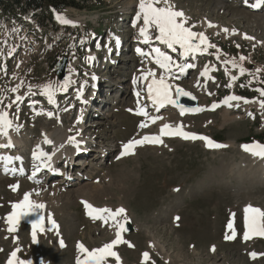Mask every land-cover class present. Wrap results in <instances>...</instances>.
<instances>
[{"label": "rangeland", "instance_id": "1", "mask_svg": "<svg viewBox=\"0 0 264 264\" xmlns=\"http://www.w3.org/2000/svg\"><path fill=\"white\" fill-rule=\"evenodd\" d=\"M220 1L170 0L185 13L186 27L192 31H203L204 20L223 29L217 33L206 28L209 42L216 46L207 52L190 53L183 59L167 50L176 64L193 65L171 78L198 98L199 111L179 117L163 109L158 124L152 126L146 122L151 104L143 97L140 80L143 72L154 67L150 47L163 46L165 51V46L155 39L150 47L140 45L143 21L135 19L139 0H84L79 9L66 8L53 20L40 16L38 21L25 15L27 20L15 22L7 13L9 4L7 10L0 7V111L13 118L14 127L8 134L20 136L21 146L16 149H25L28 155L30 144L38 138L51 141L48 148L53 150L48 135L56 128L68 135L69 142L76 135L82 138L72 145L79 151L70 148L73 152L66 159H55L58 171L52 178L32 182L26 176L29 171L9 177L1 174L0 167V264H6L17 248L19 260L31 264H77L82 255L78 243L89 250L109 243L116 229L111 221L105 225L93 220L85 201L95 208L126 210L133 230L122 233V238L134 247L121 243L113 249L121 264H264V237L245 241L242 228L246 206L264 210V169L254 167L258 163L251 154L243 157L245 143L264 142V108L260 104L264 96L256 86L264 84V21L249 17L264 12V2L256 6L254 1L259 0ZM57 17L71 23H61ZM224 29L234 31L233 35ZM155 34L150 30V35ZM137 47L147 55L138 53ZM63 57L68 77L60 83L53 65ZM204 61L217 70L205 81L193 74ZM226 61H235L237 67ZM240 68L245 71L241 73ZM67 84L62 90L61 85ZM45 85H52L54 103L43 93ZM243 93L250 95L245 98ZM223 95L241 99L210 110L213 101ZM18 96L20 100H16ZM141 109L149 116L140 114ZM224 111L242 118L224 125ZM141 124L148 126L142 128ZM164 124L210 135L223 147L161 137V144L146 143L136 146L134 154L120 155L123 143L145 134L159 135ZM229 141L234 143L229 145ZM16 185L20 192L18 188L13 191ZM88 187L96 188L92 199L78 196V189ZM34 189L43 190L37 198L45 205V214H41L44 231L37 232V243L30 240L32 228L27 218L15 233L7 231L3 220L11 205ZM49 214L57 227H52ZM230 222L236 237L226 240L232 234ZM14 237L18 238L15 242ZM152 241L161 245L167 258L148 248ZM145 252L150 257L147 261L142 255ZM253 252L258 254L255 259L250 256ZM107 264L116 261L109 258Z\"/></svg>", "mask_w": 264, "mask_h": 264}, {"label": "snow or ice", "instance_id": "2", "mask_svg": "<svg viewBox=\"0 0 264 264\" xmlns=\"http://www.w3.org/2000/svg\"><path fill=\"white\" fill-rule=\"evenodd\" d=\"M61 23H71L64 19L63 17H57ZM136 21H143L142 26L139 28V35L143 37V43L147 44L150 40L153 39V36L150 35V30L155 31L154 39L159 41L160 44L165 45L168 49H171L173 52L176 51V46H179L183 51L181 52L182 56H187L190 53L196 52H207L209 48H215L214 44H211L208 40V37L204 35V33H196L191 30L190 27H186L187 20L184 18V13L179 10H175L174 5L171 4L170 0H139L138 3V12L135 17ZM194 27V26H193ZM209 27H212L209 24ZM223 31L227 32V29ZM245 39H252L251 37H244ZM198 43H193V41H197ZM203 46V47H202ZM239 47V46H238ZM137 52L142 56L147 55L141 49H137ZM152 53L155 54L154 62L161 69H163L166 73L170 72L173 66L179 67L181 71H184L185 67H193V65L181 66L176 65V62L173 58L161 51L160 48H152ZM245 57L241 56L240 60L243 61ZM226 63H231L233 67H237L235 61H226ZM241 73L245 71V69L240 68ZM257 72L260 69L256 70ZM204 72L202 75H206ZM149 77L152 79L147 84V93L149 98L153 101L154 104L162 107L165 104L178 105L177 99L173 98L172 88L173 86L167 83V77L165 75H160L159 79L156 78V72L154 70H148L142 74V80H148ZM233 80L236 79L235 76L232 77ZM19 86H17L18 88ZM66 87V85H61V88ZM17 88H12V92H16ZM52 85H45L43 88V93L49 97V100L52 99ZM260 95L264 96V89L259 90ZM175 93L177 97L185 96L188 97L191 94L184 91L183 89L176 87ZM139 95V93H137ZM194 99V97H192ZM21 97H16V100H20ZM241 97L238 96H230L226 98L225 103L231 100H240ZM245 103L249 101L245 100ZM261 107L264 108V101L260 102ZM181 108V114L183 115L186 111H199V109L189 110L184 109L182 105H178ZM219 105H213V109L218 107ZM11 107V105H8ZM140 114L147 116L148 113L141 109ZM157 119L160 117H150L151 123H155ZM147 124H141L140 127H147ZM12 127V121L8 119V113L5 111H0V135L7 136L8 129ZM169 135V136H181L183 139H201L207 142L208 147H223V145L214 144L207 137L198 136L194 133H187L182 130L181 125H177L173 128L172 125L164 124L160 129V135L155 136H144L140 140H132L123 146V152L121 155L134 154L133 149L138 145H143L144 143H153V144H161L163 143L161 136ZM47 143H51V141H45ZM10 146V145H7ZM245 151L252 153L253 155H258L260 157H264V145L254 143L252 145L243 146ZM45 155L44 153H40V156ZM39 159V156L36 157ZM50 159V157H49ZM13 191L18 188V185L12 186ZM39 194V193H37ZM31 194L25 193L23 199L17 203H13L11 205L12 212L9 213L5 217V223L8 225L7 231L9 233H15L18 231V226L22 220L33 215V213L38 212L45 208L43 203H36L30 199ZM85 208L88 210V215L93 220H101L103 224L107 225L109 222H112V227L116 229L115 231V239L111 240L109 243L104 244L99 248H95L89 250L82 243H78L77 247L79 252L82 254L83 258H77V264H107L109 258H114L116 264H121V259L119 254L113 249L121 244L127 243L129 247H134L130 242L123 240L122 233L127 231V227L125 226L127 223L126 210L124 208H118L113 211L110 208H95L93 205L88 202H83ZM244 240L247 241L251 239L253 236L264 237V210L248 205L244 208ZM233 215V219L235 214ZM121 218V219H118ZM179 219V218H177ZM49 222L52 227H57L56 222L51 219L49 216ZM44 217L42 215H38L36 219L31 221V237L33 243H37V232L44 231ZM228 228L232 230L231 235H226V240H232L236 237V232L233 227V223L230 222ZM7 238V237H6ZM14 242L18 239L16 237L13 238ZM61 247H64L63 240L60 241ZM213 251L215 248L213 247ZM2 251V249H0ZM20 251L19 248L13 250L10 253L9 259L6 264H31L30 261H22L17 258V253ZM144 261L150 259L148 253H143ZM257 253H250V256L255 259L257 257ZM264 255V254H261Z\"/></svg>", "mask_w": 264, "mask_h": 264}, {"label": "bare ground", "instance_id": "3", "mask_svg": "<svg viewBox=\"0 0 264 264\" xmlns=\"http://www.w3.org/2000/svg\"><path fill=\"white\" fill-rule=\"evenodd\" d=\"M222 1V0H221ZM220 1V2H221ZM224 3V2H223ZM171 4L172 5H174V3H172L171 2ZM204 5V4H203ZM216 6V5H215ZM174 8H175V10H177V8L175 7V5H174ZM223 8V7H222ZM232 10V9H231ZM235 10V9H234ZM264 10V9H263ZM260 11H262V10H260ZM120 17H124L123 15H120ZM249 17H251V18H253L254 20H258V21H264V12H262L261 14L259 13H257V14H249ZM184 18H185V13H184ZM247 18V17H246ZM205 22H203L202 24H201V26H202V30L203 31H201V32H199V33H204V35L206 36V34H205V32L204 31H206V28H208L209 30H213V31H215V32H217V33H219V31L220 30H222L223 28L220 26V24L218 25V23H215V22H209V21H206V20H204ZM209 24H211L212 25V27H209ZM258 24H259V22H258ZM257 24V25H258ZM186 26V25H185ZM260 26V25H259ZM232 30V29H231ZM262 30V29H261ZM193 32H196V31H193ZM221 32V31H220ZM234 32V31H233ZM232 32V33H233ZM226 33H228V34H230V35H233L231 32H230V30H228ZM243 36V35H242ZM140 42H142L143 43V37H140L139 38V43ZM193 43H198V40L197 41H193ZM165 46V45H164ZM203 47V46H202ZM142 48V47H141ZM140 48V49H141ZM164 48H166V46L164 47ZM160 49H161V51H162V49H163V46H161L160 47ZM177 50V49H176ZM207 51H209V50H207ZM204 54V53H203ZM197 55V54H196ZM188 56V55H187ZM154 57H155V54H153V55H151V57L150 58H152L151 59V64L154 62ZM188 58V57H187ZM148 65H150L148 62H146V65H145V67H149ZM181 66H185V65H181ZM157 67L159 68V69H157ZM146 69V68H145ZM150 69L151 70H154L155 72H156V74H158V75H165V76H170L171 77V75H173L174 77H178L179 75H180V68H172L171 70H172V72L173 73H170V72H168V73H166L163 69H161L159 66H156V67H150ZM149 69V70H150ZM157 71H159L160 73H157ZM197 81V80H196ZM172 86H173V88H172V93H173V96H175V90H174V87L176 86V84H174V83H172ZM179 86V85H178ZM178 86H176V87H178ZM193 86H194V84H193ZM192 86V87H193ZM79 98H81V97H79ZM83 98V97H82ZM110 100V99H109ZM147 101H148V99H147ZM149 102V101H148ZM150 103V102H149ZM151 104V103H150ZM214 104V103H213ZM252 104V102H250L249 103V106ZM219 105V104H218ZM248 107V106H247ZM102 111V110H101ZM150 112H151V114H150V116H149V114H148V116H149V118H148V121H146L147 122V124H149L150 126H152L153 124H158L157 122H159V119H157L156 120V122L155 123H151V120H150V117H153V116H155V117H161L162 116V111H155L154 110V108H151V106H150ZM188 115V114H187ZM180 117V116H179ZM240 118H242V116H240V115H236V116H231L227 111H224L223 112V124L224 125H226V124H228V123H233L234 121L236 122L237 120H239ZM11 120V119H10ZM12 121V120H11ZM163 125H161L160 126V129H161V127H162ZM172 126H174V127H176L177 125H172ZM12 127H14V123H13V121H12ZM183 130H186V129H184L183 128ZM194 133H197V132H194ZM159 135H160V133H159ZM49 136V138L50 139H52L53 140V144H54V147H53V153H51V152H49L48 153V155H49V157H50V159H48L49 161H46V164L47 165H50L51 163H52V161H51V159L52 160H54L55 158L56 159H66L68 156H69V154H71V152H75L78 148L76 147V148H74V147H72V145H73V141H75V142H77V141H80L82 138L80 137L79 139L77 138V135L76 136H74L73 137V140L71 141V142H69L68 141V135L66 134V133H64L63 131H61V130H59L58 128H56L54 131H52V133L51 134H49L48 135ZM161 137H167V136H161ZM137 138V137H136ZM136 138H134V139H136ZM163 138H162V140H163ZM167 138H171V139H175V138H177V139H182V140H184L183 138H179V137H175V136H172V137H167ZM5 140H10L11 142L10 143H13L14 144V148L13 149H16V148H18L16 145H20L21 146V138H20V136H14V135H12V134H7V136H6V138H4V135H0V143H4V141ZM131 140H133V139H130L129 141H131ZM168 140H170V139H168ZM229 143V145H231V144H233L234 143V141H229L228 142ZM248 143H245V145H247ZM11 145V144H10ZM244 145V146H245ZM79 147V146H78ZM4 148H7V147H4ZM48 148V147H47ZM70 148H72V150L73 151H71L70 150ZM242 149V148H241ZM3 150L1 149V151L0 152H2ZM245 151V150H244ZM245 153V155L244 154H242V155H244L243 157L244 158H246L245 156H247V155H252V156H254V158H255V160H256V162L258 163L257 165H255L254 167L255 168H258V167H260V168H262V169H264V157H260V156H258V155H253L252 153H250V152H248V151H245L244 152ZM247 154V155H246ZM54 157V158H53ZM260 160V161H259ZM80 163H82V164H85V162H81V161H79ZM2 166H4V164H1ZM232 167L231 168H233V165H231ZM1 167V166H0ZM5 168H3L1 171L2 172H4V171H6L7 169H10V167H6V166H4ZM230 167V166H229ZM31 171V175H33V172H35V175H38V174H40L42 171H41V169H39V167H32V169L30 170ZM1 173V172H0ZM40 175H38V177H39ZM37 179V178H36ZM40 180H45V178H43V179H40ZM37 181H39V180H37ZM50 181V180H49ZM46 182V181H45ZM50 187V186H49ZM56 187V186H55ZM57 188V187H56ZM20 190H21V187H19L18 188V191L20 192ZM39 189H34V190H31V191H26L25 193H30L31 194V196H30V199L32 200V201H35L36 203H43L44 204V201H40V199L39 198H37V196H38V194L37 193H40V192H42V191H38ZM45 191V190H44ZM78 196H80V197H88V198H90V199H92L91 197L93 196V195H91L94 191H96V188L95 187H88V188H80V189H78ZM76 192V191H75ZM43 193V192H42ZM54 193V192H53ZM53 193H51V194H53ZM63 193V192H62ZM65 193V192H64ZM24 195L25 194H23V196H21L22 198L19 200V201H21L22 199H23V197H24ZM59 195V194H58ZM65 196L68 198L70 195L66 192V194H65ZM55 198H56V196H55ZM61 199V198H60ZM71 199V198H70ZM68 200V199H67ZM71 201V200H70ZM57 203H58V201H57ZM53 206H54V204H53ZM55 207V206H54ZM57 208V207H56ZM54 209V208H53ZM12 212V210L11 211H9V212H7V214H6V216L9 214V213H11ZM41 214H45V210L44 209H42V210H39L38 212H36V213H33V215H31V216H29V217H27V219H29V222L31 223V221L34 219V218H37V216L38 215H41ZM51 214H49V216H50ZM5 216V217H6ZM52 216V215H51ZM50 216V217H51ZM51 219H52V217H51ZM3 220H5V218L3 219ZM53 220V219H52ZM66 221V220H65ZM65 223V222H64ZM67 223V222H66ZM6 224V223H5ZM63 224V223H62ZM7 225V224H6ZM46 226V225H45ZM63 226V225H62ZM67 226V225H66ZM7 227H8V225H7ZM48 227V226H47ZM49 228V227H48ZM53 229V228H52ZM57 229V228H56ZM59 231V230H58ZM57 234V233H56ZM11 236V235H10ZM38 236V235H37ZM254 237V236H253ZM37 239H39V238H37ZM161 246V245H160ZM160 246H158V244H156V243H154V241H152V242H150L149 244H148V248L149 249H153V250H156V251H158V253H159V255L160 256H164L163 255V252H162V247H160ZM164 248V247H163ZM120 256V255H119ZM18 258V257H17ZM164 258H167V255H165L164 256ZM19 259V258H18ZM121 259V258H120Z\"/></svg>", "mask_w": 264, "mask_h": 264}, {"label": "trees", "instance_id": "4", "mask_svg": "<svg viewBox=\"0 0 264 264\" xmlns=\"http://www.w3.org/2000/svg\"><path fill=\"white\" fill-rule=\"evenodd\" d=\"M84 0H11L13 4L19 6L22 12L30 11L32 16H38L40 13H46L45 15L50 17L52 12L60 13L66 7L81 8ZM8 0H0V4L3 6ZM12 13V11H11ZM49 13V14H48ZM17 12H13V16H17ZM261 137H264L261 135Z\"/></svg>", "mask_w": 264, "mask_h": 264}, {"label": "water", "instance_id": "5", "mask_svg": "<svg viewBox=\"0 0 264 264\" xmlns=\"http://www.w3.org/2000/svg\"><path fill=\"white\" fill-rule=\"evenodd\" d=\"M65 67H66V59L65 58L62 60V62L57 63L56 66L54 67V70H55V72L58 75L60 80L63 79V77L65 75ZM188 97H189V99H185L184 96L178 97V99H177L178 104L186 106V107H195L197 105V99L196 98L193 99L192 98L193 96H191V95ZM125 226L128 229L127 231H125L126 233H129L133 230L132 226L129 223H127Z\"/></svg>", "mask_w": 264, "mask_h": 264}]
</instances>
